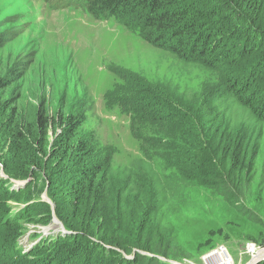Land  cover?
Returning a JSON list of instances; mask_svg holds the SVG:
<instances>
[{
  "label": "trees",
  "instance_id": "1",
  "mask_svg": "<svg viewBox=\"0 0 264 264\" xmlns=\"http://www.w3.org/2000/svg\"><path fill=\"white\" fill-rule=\"evenodd\" d=\"M63 1L200 68L204 84L187 97H148L150 84L141 96L114 97L107 109L128 116L150 160L148 172H129L113 148L81 132V113L41 109L32 122L20 120L0 80V264H171L165 217L179 211L169 199L188 202V191L255 218L245 204L263 137L264 0ZM44 189L67 234L34 232L35 244L23 249L29 226L51 225V208L35 198Z\"/></svg>",
  "mask_w": 264,
  "mask_h": 264
},
{
  "label": "rangeland",
  "instance_id": "2",
  "mask_svg": "<svg viewBox=\"0 0 264 264\" xmlns=\"http://www.w3.org/2000/svg\"><path fill=\"white\" fill-rule=\"evenodd\" d=\"M137 35L117 20L94 19L63 0H0V80L9 84L2 95L26 122L41 109L50 117L59 111L65 116L81 113L86 120L81 132L113 148L121 170L148 172L150 160L139 152L130 119L117 106L107 108L116 105L114 97L125 98L132 90L141 96L148 84V97H162L160 91L187 97L204 79L200 68L179 63ZM262 135L256 177L245 204L255 218L211 194L188 191V202L181 199L179 204L173 194L169 202L177 205L179 217H165L169 230L163 231L169 241L175 238L171 264L264 261V126ZM1 170L0 163V176ZM35 198L51 208L52 225L54 204L46 189ZM45 231L52 235L59 227ZM34 232L42 233V227H28L20 238L23 249L35 244L36 239L29 238Z\"/></svg>",
  "mask_w": 264,
  "mask_h": 264
},
{
  "label": "water",
  "instance_id": "3",
  "mask_svg": "<svg viewBox=\"0 0 264 264\" xmlns=\"http://www.w3.org/2000/svg\"><path fill=\"white\" fill-rule=\"evenodd\" d=\"M1 175H2V177H4V178H6V176H4V174H3V171L1 170ZM14 182V184H15V186L16 187H22V186H24V185H26L27 183H28V181H13ZM52 210L54 211V205H52ZM54 215V214H53ZM53 220H54V223H52V226H54V225H57L58 227H59V231H61L62 233H64V234H67V232L65 231V229H64V227H63V225H62V223L58 220V219H56V217L55 216H53ZM51 227H48V228H44L43 229V235H47V233H46V231H45V229H47V230H49ZM258 258V257H257ZM257 261V259L255 258V259H253L252 261H251V263L250 264H255V263H257L256 262Z\"/></svg>",
  "mask_w": 264,
  "mask_h": 264
},
{
  "label": "bare ground",
  "instance_id": "4",
  "mask_svg": "<svg viewBox=\"0 0 264 264\" xmlns=\"http://www.w3.org/2000/svg\"><path fill=\"white\" fill-rule=\"evenodd\" d=\"M221 251V253H224V254H226L228 257H229V255L227 254V252L226 251H224V250H220ZM230 258V257H229Z\"/></svg>",
  "mask_w": 264,
  "mask_h": 264
},
{
  "label": "clouds",
  "instance_id": "5",
  "mask_svg": "<svg viewBox=\"0 0 264 264\" xmlns=\"http://www.w3.org/2000/svg\"><path fill=\"white\" fill-rule=\"evenodd\" d=\"M43 229H44V228H42V235H43ZM47 235H48V234H47Z\"/></svg>",
  "mask_w": 264,
  "mask_h": 264
}]
</instances>
